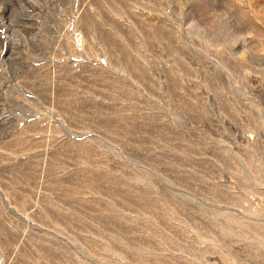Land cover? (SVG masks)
Returning a JSON list of instances; mask_svg holds the SVG:
<instances>
[{"label":"rangeland","instance_id":"1","mask_svg":"<svg viewBox=\"0 0 264 264\" xmlns=\"http://www.w3.org/2000/svg\"><path fill=\"white\" fill-rule=\"evenodd\" d=\"M0 264H264V0H0Z\"/></svg>","mask_w":264,"mask_h":264},{"label":"bare ground","instance_id":"2","mask_svg":"<svg viewBox=\"0 0 264 264\" xmlns=\"http://www.w3.org/2000/svg\"><path fill=\"white\" fill-rule=\"evenodd\" d=\"M79 38H81V37H79Z\"/></svg>","mask_w":264,"mask_h":264}]
</instances>
